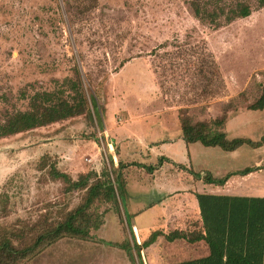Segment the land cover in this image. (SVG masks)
Wrapping results in <instances>:
<instances>
[{
	"label": "rangeland",
	"instance_id": "rangeland-1",
	"mask_svg": "<svg viewBox=\"0 0 264 264\" xmlns=\"http://www.w3.org/2000/svg\"><path fill=\"white\" fill-rule=\"evenodd\" d=\"M191 1L0 0V126L30 110L37 93L71 100L70 79L80 82L90 112L0 137L1 243L33 248L41 233L83 201L86 190H70L53 176V167L73 180L108 168L111 179L121 172L125 184L128 175L148 172L132 163L158 164L147 148L134 147V137L157 131L170 137L181 117L196 123L245 111L262 94L264 6L257 0H216L227 12L244 1L252 13L214 27L194 15ZM130 127L141 134H112ZM116 200L100 204L105 223L89 238L62 237L14 264H140L132 218L124 199ZM153 200L154 195L145 197ZM150 234L143 238L135 230L137 243ZM140 249L143 264L204 252L202 245L170 244L164 236Z\"/></svg>",
	"mask_w": 264,
	"mask_h": 264
},
{
	"label": "trees",
	"instance_id": "trees-1",
	"mask_svg": "<svg viewBox=\"0 0 264 264\" xmlns=\"http://www.w3.org/2000/svg\"><path fill=\"white\" fill-rule=\"evenodd\" d=\"M257 2L259 6H264V0H257ZM190 7L200 21L208 22L214 27L230 23L237 18L248 17L252 13L251 5L244 1H238L228 12L223 5L217 4L216 0H192ZM68 81L72 83V89L75 91L71 100L56 92L44 91L35 94L30 110L16 112L0 126V137L30 131L77 115L87 114L89 110L80 82L72 79ZM92 102L95 113H98L100 118L97 98L93 97ZM248 108L264 109V91ZM88 115L90 117V112ZM227 118L228 114H221L212 120L194 123L189 116L181 117L183 139L186 143L200 141L206 146H220L229 151L235 150L244 143L254 147L264 144V136L258 141L245 138L229 139L224 131ZM100 121L102 122L101 118ZM94 140L98 141L97 138ZM165 160L168 158L161 156L157 165H146L145 167L149 172H153ZM132 164L144 166L138 162ZM119 166L123 169L126 165L121 163ZM178 167L186 168L182 164ZM258 168L248 167L238 173L246 174ZM112 173L108 168H104L100 173L90 171L81 174L77 180H73L66 172L53 167V176L63 178L69 183L70 190H86L83 201L61 222L41 233L34 247L29 250H14L8 243L0 242V264H14V261L29 256L39 246L54 243L65 236L89 238L92 231L98 230L105 223L106 210H98L100 204L116 202V198L123 200L124 181L121 178V172H118L114 179H111ZM192 173L195 172L192 171ZM234 173L236 172L215 178L207 172L204 179L209 183L223 185ZM196 176L199 177L198 174ZM197 199L202 218V225L198 229H173L167 232L154 230L147 239L143 240L142 244H138L133 226L129 223L134 247L140 257V264H143L140 248L150 247L160 236H164L170 244L183 240L192 244L204 241L207 247L206 254L203 252L202 255L194 258L169 264H264V197L198 193ZM123 248L130 252L131 246L124 244Z\"/></svg>",
	"mask_w": 264,
	"mask_h": 264
},
{
	"label": "crops",
	"instance_id": "crops-1",
	"mask_svg": "<svg viewBox=\"0 0 264 264\" xmlns=\"http://www.w3.org/2000/svg\"><path fill=\"white\" fill-rule=\"evenodd\" d=\"M227 114L224 131L229 139L258 141L264 136V109H248ZM112 132L114 136L122 138L141 134L136 133L134 127L119 128ZM169 132L173 133L170 137H163V131H157L149 138L144 135L142 140L134 137V147L147 148L146 151L150 158L156 159L155 162L161 156L168 158L153 172L148 171L147 174L137 177L128 175L126 179L123 199L128 211L125 214L131 216L134 232L136 230L145 238L153 230L167 232L173 229H196L197 225L201 227L198 193L264 197V144L254 147L244 143L229 151L220 146H206L200 141L186 143L180 126ZM179 164L186 168L180 169ZM143 165L147 169L146 165L154 166L155 163L144 162ZM248 167L259 168L246 174L238 173ZM207 172L215 178L224 177L231 172L236 173L223 185H218L205 181L204 174ZM150 195H154L155 200L145 201V197ZM198 244L203 245L206 254L204 241Z\"/></svg>",
	"mask_w": 264,
	"mask_h": 264
}]
</instances>
